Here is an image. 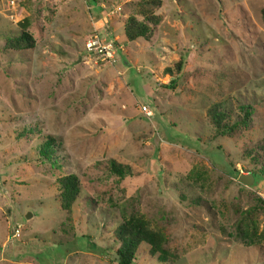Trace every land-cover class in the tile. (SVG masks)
Returning <instances> with one entry per match:
<instances>
[{
  "label": "rangeland",
  "instance_id": "1",
  "mask_svg": "<svg viewBox=\"0 0 264 264\" xmlns=\"http://www.w3.org/2000/svg\"><path fill=\"white\" fill-rule=\"evenodd\" d=\"M130 18L150 22L149 36L128 40ZM24 32L33 46L10 48ZM92 37L116 44L114 63L87 52ZM111 160L130 175L112 174ZM248 173L254 186L238 181ZM68 174L80 186L69 214ZM131 216L167 251L161 262L140 243L133 264H264V0L0 11V264H116Z\"/></svg>",
  "mask_w": 264,
  "mask_h": 264
},
{
  "label": "trees",
  "instance_id": "2",
  "mask_svg": "<svg viewBox=\"0 0 264 264\" xmlns=\"http://www.w3.org/2000/svg\"><path fill=\"white\" fill-rule=\"evenodd\" d=\"M153 3V0H152ZM159 4V1H158ZM158 18L155 15H151V24H156ZM145 21V20H144ZM144 21H136L134 18H130L124 26V35L128 40H134L136 38H146L151 33L149 23ZM30 36L27 32L19 36L14 42L9 41L8 46L13 49L19 48H31L33 43L28 42ZM116 46V44L114 43ZM182 62L176 64V70H181ZM175 81L171 80L170 84L166 86L168 89H174ZM242 110L247 113L249 106H242ZM215 116V115H214ZM212 121L218 125L217 121H214L212 115ZM236 125H232L229 131L235 129ZM229 131H222L223 133ZM56 139L52 136L47 137L44 143L39 148V155L45 159L49 157V152L53 147ZM109 171L118 178H124L130 175V169L115 161L109 162ZM254 179L253 186L258 182L259 176L251 173ZM256 176L258 180L256 182ZM60 188V203L61 208L67 214L71 213L72 206L80 193L79 179L75 174H68L60 177L58 180ZM117 238L120 242V246L113 254V259L116 264H133L135 260V254L140 243H146L150 246V253L158 256V260L164 262L167 260V251L164 247L165 239L160 232L151 231L147 228V224L140 217L131 216L125 222H123L117 230Z\"/></svg>",
  "mask_w": 264,
  "mask_h": 264
},
{
  "label": "built area",
  "instance_id": "3",
  "mask_svg": "<svg viewBox=\"0 0 264 264\" xmlns=\"http://www.w3.org/2000/svg\"><path fill=\"white\" fill-rule=\"evenodd\" d=\"M21 0H0V11H13L18 7ZM11 9V10H10ZM115 45L114 42L110 41L104 43L98 37L89 38L85 44V49L89 53H96L102 57L105 61L111 64L115 62ZM141 110L146 117L151 116V112L147 110L146 106H141ZM15 236L19 235V230L15 229Z\"/></svg>",
  "mask_w": 264,
  "mask_h": 264
},
{
  "label": "water",
  "instance_id": "4",
  "mask_svg": "<svg viewBox=\"0 0 264 264\" xmlns=\"http://www.w3.org/2000/svg\"><path fill=\"white\" fill-rule=\"evenodd\" d=\"M238 181H239L240 183H242V184H245V185H247V186H250V185L253 183L254 179H253L252 174H251V173H248V175L240 174V175L238 176ZM30 217H31V214H28V215L26 216V219H28V218H30Z\"/></svg>",
  "mask_w": 264,
  "mask_h": 264
}]
</instances>
